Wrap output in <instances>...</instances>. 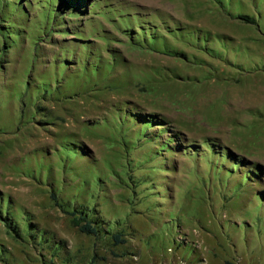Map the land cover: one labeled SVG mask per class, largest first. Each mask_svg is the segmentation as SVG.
<instances>
[{
	"label": "rangeland",
	"instance_id": "1",
	"mask_svg": "<svg viewBox=\"0 0 264 264\" xmlns=\"http://www.w3.org/2000/svg\"><path fill=\"white\" fill-rule=\"evenodd\" d=\"M1 1L0 264H264V0Z\"/></svg>",
	"mask_w": 264,
	"mask_h": 264
},
{
	"label": "trees",
	"instance_id": "2",
	"mask_svg": "<svg viewBox=\"0 0 264 264\" xmlns=\"http://www.w3.org/2000/svg\"><path fill=\"white\" fill-rule=\"evenodd\" d=\"M1 1V0H0ZM4 0L1 1V4L3 3ZM21 1V2H20ZM24 1L26 0H19V3H16L17 4V7L18 8H24ZM68 2H66V11L63 13V15L67 14V12H70V14H72V10L73 8H77L78 5H81L83 0H67ZM219 2H223L222 0H218ZM77 2V4H76ZM73 3H75V6L73 5ZM24 10V9H23ZM241 18L245 19L247 22H251L252 19H250L247 15H241ZM7 28L9 27H14L13 26V22L11 20H7ZM6 24V23H5ZM10 24V25H9ZM1 26V25H0ZM2 26H4V24H2ZM1 26V27H2ZM7 31V30H6ZM2 32V31H1ZM9 32L11 33V31L9 30ZM161 122V121H160ZM203 146H204V152H210V154L212 155V161L209 163L211 164L212 168H214V171L219 174H221V170L224 168V164L226 161L228 160H232V165H231V168L227 167L226 170H224V172L227 174L226 176H231L235 170L234 168L238 169L239 167H243V164L245 163V159L244 157H241V156H234L233 157V154L232 152L228 149V147H225V146H222L218 143V141L216 139H205L203 142ZM201 146V144H200ZM200 148V147H198ZM214 156V157H213ZM233 157V158H232ZM219 158H221L223 161L220 162L218 161ZM232 158V159H231ZM219 165V166H218ZM251 167V168H250ZM233 168V169H232ZM247 169H244V177L246 179H248V177L250 176H255L256 175V172L257 170L259 171L258 169V165L257 164H251L250 166H246ZM253 169V171H252ZM250 174V175H248ZM217 176L220 178V176L217 174ZM85 217H78V218H75V222H79V219L83 220L84 223L79 225V229L82 231V232H85V233H88V234H96L97 233V228H95L94 226L91 225L90 221L89 220H86L84 219ZM5 222L7 224L8 227H13L11 225V223L9 222L8 218L5 217ZM116 240L118 237H116ZM117 242H120L119 240H117Z\"/></svg>",
	"mask_w": 264,
	"mask_h": 264
}]
</instances>
